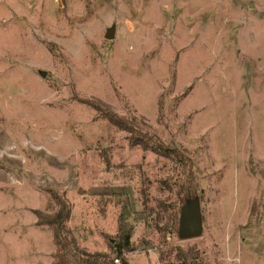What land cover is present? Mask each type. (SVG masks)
Instances as JSON below:
<instances>
[{
    "label": "rangeland",
    "instance_id": "1",
    "mask_svg": "<svg viewBox=\"0 0 264 264\" xmlns=\"http://www.w3.org/2000/svg\"><path fill=\"white\" fill-rule=\"evenodd\" d=\"M61 204L114 264H264V0H0V264H53Z\"/></svg>",
    "mask_w": 264,
    "mask_h": 264
},
{
    "label": "trees",
    "instance_id": "2",
    "mask_svg": "<svg viewBox=\"0 0 264 264\" xmlns=\"http://www.w3.org/2000/svg\"><path fill=\"white\" fill-rule=\"evenodd\" d=\"M91 106L98 113H100L104 119L109 121L115 127L119 128L122 131L129 132L131 135L134 134L133 130H131L127 126L125 121H123L113 112L103 108V105L93 103L91 104ZM146 137L148 136L141 138L139 137V140L136 138L135 140L133 139V144L141 145L145 149H151L152 151H155L160 155H167L166 153H168V151L166 148L163 147V145L153 147L150 143V139L153 140V138L150 136V139ZM61 205L62 207L56 212L55 216L49 217L47 221L44 218L45 225H48L52 229L54 235L55 252L53 254V264H114L113 261H107L102 256H88L85 253L78 251L76 245L77 243L73 238H71V235L69 234L66 225V222L70 215L69 209L67 208L66 204ZM130 239L131 237L129 234H123L121 242L117 246H115L113 250V253L116 257L121 258L124 253L131 252L133 250ZM193 252L194 251L192 250L189 253H186L180 250V253L178 254L177 258L178 261H180L181 264H197V260H199L200 258L199 256L195 258Z\"/></svg>",
    "mask_w": 264,
    "mask_h": 264
},
{
    "label": "water",
    "instance_id": "3",
    "mask_svg": "<svg viewBox=\"0 0 264 264\" xmlns=\"http://www.w3.org/2000/svg\"><path fill=\"white\" fill-rule=\"evenodd\" d=\"M115 35V26L108 29L106 34L107 40H113ZM43 77L46 76L45 72H42ZM203 221L200 211V203L195 200L182 208L180 220H179V237L181 240L197 238L202 234Z\"/></svg>",
    "mask_w": 264,
    "mask_h": 264
}]
</instances>
